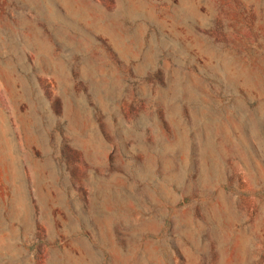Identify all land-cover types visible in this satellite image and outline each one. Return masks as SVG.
<instances>
[{
  "label": "rangeland",
  "instance_id": "obj_1",
  "mask_svg": "<svg viewBox=\"0 0 264 264\" xmlns=\"http://www.w3.org/2000/svg\"><path fill=\"white\" fill-rule=\"evenodd\" d=\"M0 264H264V0H0Z\"/></svg>",
  "mask_w": 264,
  "mask_h": 264
}]
</instances>
